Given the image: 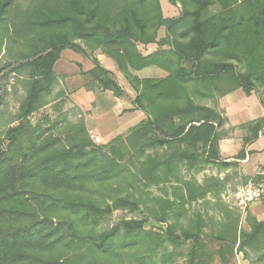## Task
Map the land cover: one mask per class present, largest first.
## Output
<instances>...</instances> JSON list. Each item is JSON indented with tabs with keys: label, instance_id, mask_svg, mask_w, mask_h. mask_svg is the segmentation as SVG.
<instances>
[{
	"label": "trees",
	"instance_id": "trees-1",
	"mask_svg": "<svg viewBox=\"0 0 264 264\" xmlns=\"http://www.w3.org/2000/svg\"><path fill=\"white\" fill-rule=\"evenodd\" d=\"M167 1L178 7L177 16L164 17L160 0H0V55L4 51L8 58L0 65V113L3 79L13 75L21 90L17 112L0 136V264H123L118 248L139 243L154 256L167 243L176 248L187 240L193 243L190 256L203 255L197 247L205 227L201 217L181 236L174 235L175 224L162 234L135 220L91 233L114 211L138 209L128 178L149 188L175 178L178 168H230L220 164L218 143L227 123L218 107L222 97L257 91L264 109V0ZM138 45L157 49L142 55ZM65 50L92 62L83 73L90 79L88 90L110 92L146 115L107 151L94 146L83 122L67 124L62 138L59 122L44 129L29 120L49 103L57 82L54 65ZM95 52L115 63L134 98ZM150 67L165 77L132 74ZM247 128L244 144L264 133V116ZM233 159L243 160V149ZM175 179L182 187L172 195L188 202L208 194L218 199L227 181ZM230 216L216 240L231 250L238 245L250 264H264V224L248 215V230H239L238 217L232 222ZM158 221L165 223V216ZM247 251L255 253V261Z\"/></svg>",
	"mask_w": 264,
	"mask_h": 264
},
{
	"label": "rangeland",
	"instance_id": "rangeland-1",
	"mask_svg": "<svg viewBox=\"0 0 264 264\" xmlns=\"http://www.w3.org/2000/svg\"><path fill=\"white\" fill-rule=\"evenodd\" d=\"M160 6L162 14L166 18H173L179 13L178 7L170 5L167 0H160ZM163 35L164 31L160 30L158 36L162 37ZM137 48L142 55H147L155 51L157 46L138 45ZM3 53L4 51H2L0 55V65L8 59L7 57H3ZM94 54L99 60L101 66L111 71L116 76L121 89L134 98L135 92L123 78L122 74L117 70L115 63L99 52H95ZM92 67V62L84 55L74 53L70 50L63 51L60 59L54 65V74L57 78V82L54 86L52 96L49 98V103L33 114L29 120L33 126H42L44 129L48 128L49 123L56 121L59 122V134L61 133L60 135L62 138L65 136L64 130L66 129L67 124L77 125L80 122H83L90 138L91 136H97L100 139L99 143H93L94 146L102 147V151H107L108 146L113 144L115 138H127L133 128L145 121L146 115L144 113L141 114L132 103L123 99L114 98L110 92L101 91L98 88L88 90L90 79L83 73L87 72ZM132 74L138 78H160L166 75L162 70L154 67L146 68L139 72H132ZM2 84L6 87V95L0 113V136H2V132L6 129V124L9 123L16 114L18 101L21 97V90L17 87V81L13 75L5 77ZM258 94L257 91H254L250 96H245L241 90H237L231 93L230 96L226 97V95L220 99L223 100L222 102L224 103V106L228 108L229 114L232 116L234 115V121L237 123L236 126H231L230 123L227 125V128H229V134L247 132L245 128H242L244 125L242 123L239 124L240 120L235 117H239L244 121L247 118H257L262 112H264V109L259 102ZM61 116H64V118ZM64 119L66 120L65 122L63 121ZM15 124L16 123H13L11 126H14ZM55 134H57L56 131ZM2 148H6V143H4ZM254 160L255 158L252 159V163ZM263 167V165H259L258 168L261 169ZM207 168V172L202 174L205 176V179L214 177L213 174L217 175V171L209 169L215 168V166ZM231 168L230 182L223 186L219 198L214 199L215 201L211 204L212 206L204 203H202V205H194V210H196L198 206L204 207L206 233L213 234L212 232H217L219 230V224L221 223L220 220L225 216L222 206L224 204L221 203V201L225 203V199L223 198H225L226 194L231 193L246 184L244 183V177H240L237 170L234 169L238 168V165ZM131 171L132 173H137L135 168H132ZM188 175L189 180H196L197 176L198 178H201L199 176L200 174L197 175V173ZM228 181H226V183ZM126 182H131L134 185V187L130 189V192L134 195V199H139L141 204L140 209L133 212L124 210L114 211L110 216L98 221L97 226H95L91 232L93 233V236L109 231L111 228L118 225L121 220L142 221L144 222V229L146 231L162 232V234L167 232L169 225L175 224V236H180L181 230L185 228V225L187 227L190 222H187V219L180 218V214H178V218L176 217L177 220L172 219V221L169 220L165 223H160L156 219L148 217V208L151 207L156 210L158 208V203L155 202L156 200L154 199L161 197L166 198L168 193L172 190L169 191L165 187L142 188L140 185H135L137 182L133 178H128V181L126 180ZM121 184L124 189L123 191H127L126 183L123 181ZM227 207L238 215L239 228L245 229V215L241 216L237 210L226 204V208ZM247 211L248 212L246 213L248 214L255 211H264V197L259 202L252 204ZM205 243L207 248H213L212 250L214 251L218 249V246L219 248L222 246L213 240H209ZM190 245H192V242H183L180 243L179 247L175 248L167 243L165 249L159 250L154 256L146 255L139 243L132 247L127 246L124 250L118 248L117 252L120 251L124 254L121 259L123 264H198L199 260L189 254ZM223 248L225 251L226 248ZM228 257V254L224 252V258ZM214 262V264H222L218 254L215 255Z\"/></svg>",
	"mask_w": 264,
	"mask_h": 264
},
{
	"label": "crops",
	"instance_id": "crops-1",
	"mask_svg": "<svg viewBox=\"0 0 264 264\" xmlns=\"http://www.w3.org/2000/svg\"><path fill=\"white\" fill-rule=\"evenodd\" d=\"M165 77V76H163ZM162 78V77H160ZM231 94L227 95L226 97L230 96ZM223 100H220L218 102V107L220 110L223 111L224 117L227 119V122L225 124V126L223 127V132L225 133V135L222 137V139L219 141L218 145H219V150L221 153V157L223 158V161L220 163L223 166H229L230 168H218L215 166V168H209V169H213L215 171H217V175L213 174L214 177L218 178L220 181L223 180H227L230 178V170L232 169L231 167V162L236 163L238 165V168H234L235 170H237L238 175L240 177H244L245 179H250L253 178L256 173L257 170H259L260 168L259 165H263L264 166V133H259L258 137L254 140H250L248 141V143L244 144L245 139H247L249 136V132H248V128H247V124L253 120H256L260 117L264 116V112H262V114L257 117V118H247L246 120L242 121L239 117H235L238 118L239 124L242 123L244 126H242V128H245L247 132H236L234 134H229V128H227V125L230 123L231 126H236L237 123H235L234 121V115H230L228 108L224 106V103L222 102ZM139 112L141 114H143L142 111L139 110ZM233 117V118H232ZM243 149L244 151V159L243 160H239V161H234V157ZM255 160L252 163V159ZM210 167V166H208ZM208 168H201V169H197L195 170H190L187 171L185 168H178V170L174 171V176L177 179H181L183 181H189V175L188 174H195L197 173V175H199L201 178H196V182L198 184H202L206 179L205 176H203V173H206ZM264 168H261L260 170H262ZM134 175H137V173L133 172ZM175 178L170 177L169 182L167 183H161L159 185H150L149 188H167L169 191L172 190L170 193H168V195L166 196V198H155L154 200H156L155 202L158 203V208L157 210L155 208H148V217L152 218V219H156L158 221V218H161L163 216H165L166 218V222L167 221H172V219L177 220V216L178 214H180V218L182 219H187L188 221H191L193 218L195 217H201V219L205 222L206 224V220H205V214H204V207H197L196 210H194V205H202V203L207 204L212 206L211 204L215 201L214 199H216V197H212L210 194L207 195L206 198L204 199H200L197 201H192V202H188L185 201L183 196H173V190H177L179 188L182 187V184L179 183V181H176ZM202 179V180H201ZM204 180V181H203ZM229 181L226 184H229ZM140 183V182H139ZM136 183L135 185H140L142 187L141 184ZM182 193V192H181ZM185 196V195H184ZM221 203H223V211H224V215H229L230 213V220L233 222L235 220V218L238 217V215L236 214V212L231 211L228 207L226 208V204L224 202L221 201ZM140 201L138 204V209H140ZM221 206V205H220ZM252 206V205H251ZM138 209H135L134 211H138ZM235 211V210H234ZM248 212V211H247ZM250 215L251 217L255 218L258 222H262L264 224V211L261 212H251V214L246 213L245 214V223H246V217ZM221 218L220 222L222 223V221H224V218ZM177 217V218H176ZM220 223V224H221ZM219 224V226H220ZM186 228V225L184 226ZM183 228V227H182ZM183 228V229H185ZM206 225L202 230V235L201 238L198 240L199 244H198V251L201 253L203 252V255L199 258H197L198 264H214V258L215 255L218 254V256L220 257V262L222 264H250L249 260L246 259L244 257V253L243 251H237V246L235 245L233 247V249L231 250L230 247L224 243L219 242L218 240H216V236L219 232V230L217 232H212L213 234L210 233H206L205 231ZM239 228V226H238ZM182 229V230H183ZM181 230V231H182ZM239 230H248V226L246 223V228L245 229H240ZM175 235V233H174ZM181 236V234H180ZM211 238V239H210ZM209 240H213L214 242L222 245L220 248L218 246V249L216 251L209 249V247L207 248L206 243ZM187 243L192 242L191 240H187L185 241ZM184 242V243H185ZM183 243V242H181ZM193 245V243H192ZM192 245H190L189 247V254L190 252H192ZM226 248V250L224 251V248ZM209 249V250H208ZM231 250V251H230ZM224 252H226L228 254V258H224ZM249 258L251 260H256V256L255 253L249 252L247 251ZM192 260V259H191ZM214 262V263H213Z\"/></svg>",
	"mask_w": 264,
	"mask_h": 264
},
{
	"label": "built area",
	"instance_id": "built-area-1",
	"mask_svg": "<svg viewBox=\"0 0 264 264\" xmlns=\"http://www.w3.org/2000/svg\"><path fill=\"white\" fill-rule=\"evenodd\" d=\"M93 143H99V137L91 136ZM254 177H260L258 181L250 180L235 191L226 194L225 203L244 216L248 208L264 197V169L259 170Z\"/></svg>",
	"mask_w": 264,
	"mask_h": 264
}]
</instances>
